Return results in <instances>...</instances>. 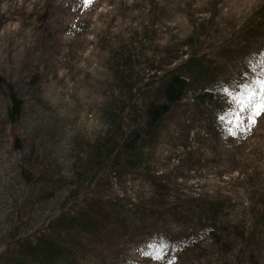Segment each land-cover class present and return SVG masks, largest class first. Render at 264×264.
Returning <instances> with one entry per match:
<instances>
[{"label":"rangeland","instance_id":"374dc122","mask_svg":"<svg viewBox=\"0 0 264 264\" xmlns=\"http://www.w3.org/2000/svg\"><path fill=\"white\" fill-rule=\"evenodd\" d=\"M262 1L0 0V264H264V115L247 125L231 98L243 84L223 120L190 92L132 134L163 75L217 50ZM241 66L259 91L264 50ZM165 242L164 260L144 255Z\"/></svg>","mask_w":264,"mask_h":264},{"label":"trees","instance_id":"16d2710c","mask_svg":"<svg viewBox=\"0 0 264 264\" xmlns=\"http://www.w3.org/2000/svg\"><path fill=\"white\" fill-rule=\"evenodd\" d=\"M259 7L255 13L250 16L251 18L236 34H232L231 38L222 43V46L218 47L217 50L204 51L201 47L197 46L195 52H191L185 62L167 71L162 78L164 83L158 88L157 93L160 99L157 101L149 102L145 107L144 121L139 124V127L132 132L136 136L140 131H144L151 134L157 130L162 120L173 113L180 101L191 93L194 105L197 108H202L207 111L209 115L216 112L214 117L226 116L229 114V99H223L224 92L215 91V87L212 85L213 81L216 80L217 84L223 85L227 88L231 94H237L243 80V62L247 57L255 51H263L264 44H261V36H264V0L259 3ZM201 43L204 40L199 39ZM231 67L230 74L227 77L230 78L228 83H225L224 79L219 76L212 77L217 72H228V68ZM236 67V69H235ZM184 69L185 73L181 70ZM212 77V78H211ZM211 79L210 87L203 88L197 91H190L192 88L191 83H198L200 85L206 83ZM235 80L236 83L232 84L231 81ZM224 81V82H223ZM239 85V87H238ZM10 101L11 106L8 112V123L7 125L13 129L18 127L20 117L23 109V103L14 92V88L10 87ZM231 105V103H230ZM205 116L206 113H201ZM13 142L17 148L20 146V134L19 131H12ZM40 240L37 242H28L29 248L34 249L39 246ZM35 249V250H37ZM39 251L46 257L54 251L52 245H45Z\"/></svg>","mask_w":264,"mask_h":264},{"label":"snow or ice","instance_id":"6c2138e0","mask_svg":"<svg viewBox=\"0 0 264 264\" xmlns=\"http://www.w3.org/2000/svg\"><path fill=\"white\" fill-rule=\"evenodd\" d=\"M85 2L87 4H90L91 0H85ZM225 83H228V82L226 81ZM231 83L235 84L236 81L233 80L231 81ZM257 83L259 85V91H256L255 89H253L250 84L242 82L243 87L245 89L244 93L238 96H235V97H231L233 103H238L242 109L249 111V115L247 116L246 120H247V125H251V126L255 125V123L257 122V118L259 116L264 115V79H258ZM221 90L225 93V96L223 97V99L227 100L228 98H230L231 94L228 92L227 88L221 85ZM233 116L235 117L237 126H239V124L242 122L240 119V114L233 112ZM220 119L223 120L224 117L221 116ZM249 130L250 128L246 126L245 131H249ZM231 135L235 136L237 135V133L233 131ZM167 247H168V244L167 242H165L163 244L158 245L159 251L156 255H151L148 252H145L144 255L150 256L151 259L156 260V261L164 260L165 259L164 250Z\"/></svg>","mask_w":264,"mask_h":264}]
</instances>
